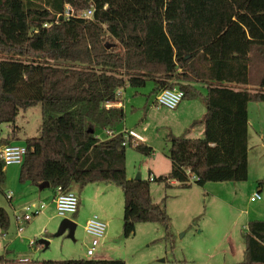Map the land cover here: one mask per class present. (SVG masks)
<instances>
[{
  "label": "trees",
  "instance_id": "1",
  "mask_svg": "<svg viewBox=\"0 0 264 264\" xmlns=\"http://www.w3.org/2000/svg\"><path fill=\"white\" fill-rule=\"evenodd\" d=\"M166 3L172 13L163 17L155 0H0V123L13 124L20 109L39 104L40 133L23 142L18 181L46 182L54 194L60 187L77 196L89 183H112L122 191V235L133 234L138 222L154 221L170 241L165 199L154 203L150 180L127 177L121 134L98 133L115 130L124 119V110L111 104L127 86L150 82L154 96L173 87L183 98L200 94L202 137H187V129L166 135L170 169L161 181L188 187L246 180L247 104L264 101V0ZM89 8L90 18L80 16ZM14 135L12 129L0 137V146ZM133 148L152 152L142 141ZM3 167L0 159V184ZM8 226L0 206V234ZM242 238L244 257L236 264H264V220L248 221ZM40 264L125 262L78 258Z\"/></svg>",
  "mask_w": 264,
  "mask_h": 264
},
{
  "label": "rangeland",
  "instance_id": "2",
  "mask_svg": "<svg viewBox=\"0 0 264 264\" xmlns=\"http://www.w3.org/2000/svg\"><path fill=\"white\" fill-rule=\"evenodd\" d=\"M155 4L163 17L171 15L172 6L166 0H155ZM151 88L152 83L147 82L140 88L127 86L120 90L118 101L125 116L118 125L133 128L152 148L151 154L143 155L133 146H126L125 171L128 178L134 179L139 175L141 179L149 180L152 175L150 194L154 203L160 204L165 199L163 205L170 217V241L165 238L162 224L154 221L136 223L133 234L124 237L122 191L112 183L85 185L78 194L77 214L59 217L49 197L30 199L24 193V183L9 175L11 185L0 184V206L9 215L8 229L0 234V255L6 258V263L25 264L19 259L35 263L84 258L92 238L84 225L92 215L99 217L100 209L104 213V218H99L106 224L105 234L98 238L93 254L86 256L87 259H122L125 264H236L243 260L242 233L248 221L264 220V101H251L248 105L246 180L165 187L161 177L170 169L166 135H181L187 129V137H202L205 106L200 94L195 98H183L175 109L156 106ZM199 91L204 94L203 89ZM40 122L39 104L20 109L13 124L0 123V137L5 138L15 129L17 141L24 142L26 138L39 136ZM104 136L102 131L98 133L99 138ZM14 181L19 183L17 189L12 185ZM8 190L13 192L11 200L5 196ZM42 191L51 190L44 188ZM255 193H259L260 198L251 201L250 197ZM42 203L44 207L28 221L21 224L16 221L15 215L20 216L24 206L38 208ZM63 218L74 219L72 238L68 236V230L57 234ZM18 227L22 228L20 232ZM40 238L47 240L46 247L37 243Z\"/></svg>",
  "mask_w": 264,
  "mask_h": 264
},
{
  "label": "built area",
  "instance_id": "3",
  "mask_svg": "<svg viewBox=\"0 0 264 264\" xmlns=\"http://www.w3.org/2000/svg\"><path fill=\"white\" fill-rule=\"evenodd\" d=\"M70 15L71 9L67 5L65 8L64 16L68 17ZM91 15L92 9L89 8L83 11L80 16L90 18ZM117 95L119 96L120 92H118ZM182 99L183 91L177 87L163 88L159 90L154 97L156 106H162L168 109H175ZM104 134L107 137L121 134L122 146H135L139 142H141L143 138L138 132L133 129H122L120 131L114 129H106L104 130ZM25 153L26 147L24 144L6 143L0 146V159L4 163V166L10 164L20 165L23 161ZM151 179H153V177L150 175L149 180ZM193 180L194 176L189 175L188 183H191ZM6 197L11 198L10 192L6 194ZM259 198V193H255L250 197V200L254 201ZM52 201L57 216L64 217L66 215L75 213L77 210L78 197L73 191H62L60 187H57ZM43 207V203L39 204L38 208H36L35 205L24 206L21 215H15V219L18 223L21 224L22 222L28 221L33 214H35L37 211H40ZM105 228L106 224L95 214L86 220L84 229L89 235L92 236L90 245H88L85 250V255L87 257L93 254L95 246L98 244V238L104 237ZM21 230L22 228L18 227V232H20ZM30 244L33 245L32 242H30ZM20 261H26V259H21Z\"/></svg>",
  "mask_w": 264,
  "mask_h": 264
},
{
  "label": "crops",
  "instance_id": "4",
  "mask_svg": "<svg viewBox=\"0 0 264 264\" xmlns=\"http://www.w3.org/2000/svg\"><path fill=\"white\" fill-rule=\"evenodd\" d=\"M195 85V87L197 88V89H203L204 90V92H205V88H204V86L203 85H201L200 83H195L194 84ZM238 87H242V86H240V85H238ZM249 87V86H248ZM120 96H121V92H120ZM155 97V96H154ZM111 105H113V106H117V107H121L122 109H123V107L121 106V103H120V101H117V102H115V103H112ZM248 105H249V103L247 104V128H248ZM124 110V109H123ZM122 129H133V128H126L125 126H122V127H119V125H117L116 126V129L115 130H117V131H120V130H122ZM134 130V129H133ZM102 133H104V130L102 131ZM143 139V138H142ZM142 142H143V140H142ZM8 143H18V144H23V142L22 141H20V142H18L17 141V139H16V137H15V135H14V138L13 139H11V140H9V142ZM248 153V152H247ZM18 170H19V167H17V165L15 164H10V165H5L4 167H3V171H4V181L3 182H6L7 184L9 183V180H8V176L9 175H12L13 176V178H14V180L16 179V181H18ZM151 175V174H150ZM149 175V176H150ZM12 176H11V178H12ZM152 176V175H151ZM16 181H14L13 182V186H14V188H18L19 187V183L18 184H16L17 182ZM170 184H176L177 185V182L175 181V180H171L170 182H169ZM6 184V185H7ZM11 184L9 183V186H10ZM40 185V184H39ZM23 188H24V193L30 198V199H35V197L37 196V197H45V198H50L51 199V201H52V198H53V196H54V193L52 192V191H50V192H46V191H42V189H44V188H48V186H45V187H40V186H37V185H33V184H31V183H29V182H24V186H22ZM260 190V188L258 189V191ZM8 192H10V194L11 195H13V192L11 191V190H8L6 193H5V196H6V194L8 193ZM12 197V196H11ZM78 197V196H77ZM8 200H11V198H7ZM31 201H33V200H31ZM51 204L53 205V207H54V204H53V201L51 202ZM78 204H79V197H78ZM165 209H166V206H165ZM54 211H55V209H54ZM77 211H78V209L76 210V212L75 213H73V214H77ZM56 213V212H55ZM99 214V217L101 218V219H103L104 218V213L101 211V209H100V212L98 213ZM60 217V216H59ZM71 220H74L73 218H70ZM9 251V250H8ZM83 257L84 258H87L86 257V255L84 256L83 255ZM4 258V260H3V262H0V264H8V263H6L7 261H6V258L5 257H3ZM21 259H19V261H20ZM27 261V262H26ZM26 261H23V262H25V264H40V262H31V263H29L28 262V260H26ZM23 264V263H22Z\"/></svg>",
  "mask_w": 264,
  "mask_h": 264
},
{
  "label": "water",
  "instance_id": "5",
  "mask_svg": "<svg viewBox=\"0 0 264 264\" xmlns=\"http://www.w3.org/2000/svg\"><path fill=\"white\" fill-rule=\"evenodd\" d=\"M140 176L137 175L135 177V179H139ZM45 186H48V183L44 182V183H41L40 184V187H45ZM74 229H75V223L68 219V218H63L60 222V225H59V229L57 231V234H61L62 232H64L65 230H68V236L69 237H73V232H74ZM37 243L46 247L47 246V240L44 239V238H40L37 240Z\"/></svg>",
  "mask_w": 264,
  "mask_h": 264
}]
</instances>
